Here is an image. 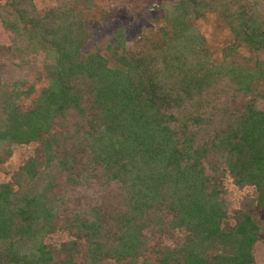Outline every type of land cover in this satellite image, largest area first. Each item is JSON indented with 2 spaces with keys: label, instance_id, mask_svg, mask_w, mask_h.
Segmentation results:
<instances>
[{
  "label": "trees",
  "instance_id": "obj_1",
  "mask_svg": "<svg viewBox=\"0 0 264 264\" xmlns=\"http://www.w3.org/2000/svg\"><path fill=\"white\" fill-rule=\"evenodd\" d=\"M126 0H0V264H264V2L163 0L87 51ZM230 39L214 57L195 22ZM94 22V23H92ZM60 234L58 244L47 239Z\"/></svg>",
  "mask_w": 264,
  "mask_h": 264
},
{
  "label": "rangeland",
  "instance_id": "obj_2",
  "mask_svg": "<svg viewBox=\"0 0 264 264\" xmlns=\"http://www.w3.org/2000/svg\"><path fill=\"white\" fill-rule=\"evenodd\" d=\"M163 0H126L125 8L118 10L106 22V26L102 28H92L93 40L85 47L87 51L94 47L96 43L108 38L117 30L122 29L125 33L127 46L138 36L147 31L148 24L153 19L159 18L156 13H149L148 9L153 4H160ZM38 8H44L51 3V0H34ZM251 2H264V0H251ZM94 23V22H92ZM195 26L200 35L205 39L209 50L214 57H219L220 50L227 44L230 39L228 30L223 27L214 15H207L202 20L195 22ZM10 52L8 49L0 50V61L8 62ZM38 71V65L31 64L23 67H17L12 64H0V80L5 84H12L17 81L28 80L34 77ZM35 145L14 146L12 157L4 165H0V183L9 180L10 174L16 171L27 159L34 153ZM226 189L228 190L232 207L235 209L246 210L264 224V212L256 209L252 190L250 188L239 190L230 181H226ZM64 237L55 234L47 239V243L58 244Z\"/></svg>",
  "mask_w": 264,
  "mask_h": 264
}]
</instances>
